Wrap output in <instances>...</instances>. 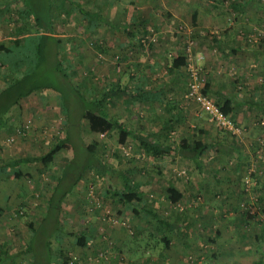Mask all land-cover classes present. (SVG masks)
Instances as JSON below:
<instances>
[{
    "label": "crops",
    "instance_id": "0c3cea01",
    "mask_svg": "<svg viewBox=\"0 0 264 264\" xmlns=\"http://www.w3.org/2000/svg\"><path fill=\"white\" fill-rule=\"evenodd\" d=\"M24 1L26 0H0V80L3 78L1 63L10 60L4 49L11 47L15 39L28 37L27 32L32 30L26 20L28 8ZM78 1L83 3L82 8L87 13L84 17L80 16L76 9L73 10L71 4H65L64 0H55L57 9L52 12V19L58 33L56 36L65 43L63 56L69 65L77 62L80 57L71 56L70 51L73 47H80L79 42L75 43L74 39L63 35L72 28V23L69 22L77 19L82 23V32L77 37L80 39L83 35L84 43L92 45L93 42L95 47L91 46V50L86 52L87 57L89 56L86 61H95L96 64L98 62L100 67L97 70L99 74L95 76L98 84L92 80L88 81L86 98H104L105 103L100 111L108 117L128 126L133 132L153 134L154 139L157 138L165 148L171 146V150L164 152L162 156L161 165L164 166L160 168L158 175L155 174L158 180L150 183L162 181L165 188H175L182 193L183 198L186 194L199 193V188L202 187V190L209 193L217 192L222 187L221 191L230 192L231 198L235 200L239 196L235 187L240 185L241 176L245 174L243 168L248 165L251 154L249 151L256 148L260 139H264V0ZM61 2L64 6L62 17L65 16L69 20L65 26H61L57 19ZM105 20L110 23H105ZM65 28L70 29L66 31ZM178 58L186 59V66H172L173 61ZM80 61L82 60L79 59L78 62ZM189 67L197 69L203 75V87L207 88L206 94L214 102L223 105L226 101H231L229 115L240 128L239 135H226L227 139L220 143L217 138L225 136L226 133L216 130L196 103L183 98ZM92 77L90 75L89 79ZM10 78V75L4 74L3 79ZM54 98L60 107V97L55 94ZM74 103L79 104L76 99ZM258 130H262L263 134L255 135ZM199 132H204L209 149V144H216L218 147L223 144L226 148H233L234 159L238 162L234 166L229 162L233 171L222 169L224 173H221L217 168L213 169L211 174L204 172L202 164L205 162L206 152L202 155L203 161H200L201 157L197 164L179 155V140L188 139L192 147L194 141L199 138ZM178 135L179 140H174ZM252 135H255V139H252ZM128 142L134 147L132 140ZM139 154L154 158L153 151ZM167 160H175L177 164L181 162L185 167L169 166ZM118 172L117 176L122 178L118 185L121 192H124L123 185L126 186L127 177H134L136 174L150 175L149 172L146 174L144 169H132L131 165ZM150 172L152 173L151 170ZM5 173L7 174V171ZM131 183L138 184L137 192L142 193L141 197L139 196L142 203L156 213L154 209L160 208L161 203L143 197V191L146 189L141 187L143 184L138 179H133ZM117 188L110 186L104 191L103 199L115 201L121 211L119 217L133 221L140 213L133 215L128 204L109 196L112 191L120 192ZM10 190L11 187L0 185V219L2 217L5 222L12 207L6 204ZM11 192L13 202L22 199L21 196L13 194L14 190ZM225 195L227 194H223ZM223 199L220 202L224 204ZM233 200L229 199L228 205ZM47 207L48 203L45 210ZM45 213L46 211L40 219H36L35 225L27 224L29 232L24 237L23 249L18 253L24 256L19 264H38L34 261L38 260L37 255H34L36 249L32 246L29 256L28 248L30 242H33L31 234L35 235L40 230L41 219ZM160 216L173 224V229L166 234V248L169 249L173 241L180 239L175 225L180 217L175 221L167 215ZM87 234L91 238V235ZM262 237L263 234L255 236L254 239L262 240ZM1 238L0 236V256L5 254L1 251L4 245ZM47 242L46 245H40L41 249L46 247L49 255L52 249L50 241ZM72 243L75 244L74 241ZM55 247L57 248V244ZM7 253L6 258L13 256L11 252ZM44 257H41V260H46Z\"/></svg>",
    "mask_w": 264,
    "mask_h": 264
},
{
    "label": "rangeland",
    "instance_id": "374dc122",
    "mask_svg": "<svg viewBox=\"0 0 264 264\" xmlns=\"http://www.w3.org/2000/svg\"><path fill=\"white\" fill-rule=\"evenodd\" d=\"M24 2L28 7L30 1ZM34 13L35 11H32V15ZM61 20V26L67 25L69 21L65 16ZM80 22L77 19L69 22L72 23V28H65L66 31L70 29V32H65L63 35L80 44V47L75 49L73 47L70 50L72 51L71 56H80L79 59L82 60L78 62L79 59H77V62L72 64L76 74L71 73V77L74 75L76 80L80 78L77 82H80L81 93L87 95L88 81L92 80L98 84V79L95 76L99 74L97 70L100 67L98 62L96 64L95 61L92 63L86 61L89 57L86 52L91 50V46L95 47L93 42L92 45L84 43L83 35L80 39L77 37L82 32V28H80L82 23ZM105 23L110 22L105 20ZM35 44L24 41L22 47L15 50L21 54L31 55L34 52ZM63 45L65 46L64 42L61 44V50L65 48ZM51 48L50 45H47L45 50L51 51ZM36 57L37 61L38 54ZM50 66V64H46L44 69L48 70ZM22 67L28 73L33 65L25 63ZM39 69L43 70L40 64L35 69V80L27 82L24 88L25 91L31 87L35 92L22 98L2 118L11 131L2 130L0 132V163L19 158L31 161L33 157H39L48 152L61 137L64 138L69 133L77 132L78 127L82 125L77 118L83 105L73 102L71 90L73 87L70 83L68 84L69 91L66 94L62 90V88L65 89V84L58 82V79L52 77V74L47 80L50 88L42 90V84L46 81H41L42 77L39 76H42L43 72ZM48 75H50L49 72ZM90 75L93 76L92 79H89ZM20 76L19 74L14 75L12 79L15 80ZM2 84L3 82L0 80V87ZM56 90L65 94V96H61V99L66 102L68 107L70 105L74 107H70V115L66 116L67 119L58 106L57 99L54 98ZM81 129H84V126H81ZM74 133L73 146L75 150L59 151L47 168L39 161L19 163L15 168L22 172V177L19 179L14 178L13 173L6 168L4 171H0V185L11 187V190L8 191L10 200L7 198L6 204L12 206L9 209L7 221L5 222L2 217L0 219V236L4 240L1 251L5 252L0 256L1 263H21V258L24 256L18 253L23 249L24 237L29 232L27 224L35 225L36 219H40L44 211L46 213L48 211L51 213L50 215L56 212L55 209H51L52 207L46 210L45 207L60 177H64V187H71L69 195L63 197L62 209L60 213L58 212L59 217H62L61 230L65 233L66 239L61 244L52 239L50 245L52 250L56 244L58 249L61 247L67 264H253L256 261L264 263V139L259 138L260 141L256 148L249 151L251 154L249 162H247L248 165L242 167L245 169V174L241 176L240 185L235 187L239 195L235 200L231 198L230 192L223 193L222 187L217 192L210 191V193L202 190V187L199 188V193L186 194L180 203L171 204L166 198V188L162 181L150 183V181L158 180L155 169L164 166L161 165L163 159H152L151 156L136 153L131 142L118 146L105 134L99 136L100 146L98 145L94 152V159L105 160L107 165L111 166L110 172L101 175L97 169L80 171L82 163L80 159L74 160V154H77L78 157L81 155L79 147L82 146V140L75 139ZM81 134L85 138V143L90 141L86 132L82 131ZM259 134H263L262 130L255 132V135ZM226 135L230 136L226 133L225 136L217 138L218 141L220 143L225 141ZM255 135H252V139H255ZM179 138V135L175 136L174 140H179ZM209 145L210 149L205 153L206 158L202 157L200 160L204 159L205 161L202 164L204 172L211 174V171L217 168L221 173H224L226 169V171H229L228 169L233 171L229 162L233 166L238 164L237 159H234L233 148H226L223 144H220L219 147L216 144ZM128 147H130L133 156H124L123 149ZM131 158L136 160L137 169H144L146 174L150 173V175L141 176L136 174L132 177V181L138 179L143 184L141 187L146 189L143 191L144 198L161 203L160 208L154 209L156 214L167 215L175 221L177 217H180L181 221L175 222L180 239L173 241L169 249L164 248L160 242L161 235L153 232L152 217L140 212L133 221L132 219L124 220L119 217L121 211L118 209L117 203L103 199L104 191H107L110 186L115 189L118 187L117 189L121 191V187L118 185L122 178L117 176L118 171L130 165ZM166 163L175 168L178 165L185 167L183 163L177 164L175 160H167ZM227 165L229 166L227 167ZM81 173H83L81 177H78ZM130 185H132L131 182ZM219 186L220 184H218ZM123 187V190L127 191V187L124 185ZM13 190L15 196L22 197L21 200L13 202L11 199ZM58 193L60 192L58 191ZM223 194H227L229 197L227 198V195L223 196ZM222 199L225 201L224 204L222 201L220 202ZM227 199L233 200V202L228 205ZM107 213L117 217L118 223L112 224L108 221ZM48 230H50L49 226L42 225L35 235L31 234L34 240H31L33 242H30L28 252L30 256L31 247L36 249L37 252L32 254L37 255L38 260H34V258L33 260L38 264L50 262L48 261L50 256H48V260H41V257L48 254L45 253V248L41 249L40 245V243L44 244L43 238ZM81 233L91 235V242L83 247L72 243L73 235ZM261 233L263 234L262 240L254 239L255 236H262ZM7 252H11L13 256L6 258ZM25 258L28 260V255ZM51 262L54 264V260Z\"/></svg>",
    "mask_w": 264,
    "mask_h": 264
},
{
    "label": "trees",
    "instance_id": "16d2710c",
    "mask_svg": "<svg viewBox=\"0 0 264 264\" xmlns=\"http://www.w3.org/2000/svg\"><path fill=\"white\" fill-rule=\"evenodd\" d=\"M30 1V2H28ZM28 2V9L26 16V20L28 25H31L30 28H32L31 31H28V37L23 39H15L12 43V46L8 49H4L5 53L8 54L10 57V60H6L1 63V66H3V70H1V73L10 75V79H3V85L0 87V132L2 130H7V132L11 131V128L6 126V123L2 118L4 115L14 106L17 105L18 102L25 96L35 92L29 87L27 90L24 91L25 85L27 82L31 80H35V69L37 66L42 65L43 75L39 76L42 77L41 81H46V83L42 84V90H48L50 87L47 83L48 78L52 75V77L58 79V82H62V84H65V89L62 88L63 91L68 92L69 86L68 84L73 87L72 90V96L73 100L75 102V99L79 102L80 105H83L82 109H80L79 117L77 118L78 121L82 123L81 126H84V129H81V126L78 127L77 132H72L65 135L64 138L61 137V139H58L51 147V149L46 152L45 154L39 156V157H33L31 161H39L45 168L50 165L55 158L56 153L63 150H75V147L73 146V133L75 139L82 140V146L79 147V153L81 155L78 157L77 154H74L76 159H80L82 163V167L79 169L80 171H85L87 169H97L101 175H106L111 170V166L107 165L106 161L102 158L94 159V152L96 148L99 145V136L103 134H107L111 140L116 145H124L129 140L133 141L134 150L136 153H142L148 154L152 151L154 152V158L155 159H162V156L164 152H168L171 150V146L163 147L162 144L155 138L153 134H144L139 132H133L131 128L128 126L122 125L121 123L111 119L108 117V115L104 114L102 111H100L101 106L105 103L104 98H96V99H88L85 95H82L81 93V85L80 82H77L78 80L74 79V77H71V73L74 74V68H72V65H69L66 58L63 56V50H61V44L63 40H61L59 37L56 36L58 34L55 31V25L53 22V16L52 12L55 11L56 2L55 0H27ZM65 4L69 3L72 5L73 10L76 9V12L80 14V16L84 17L86 16V11L82 8L83 3L79 2L78 0H64ZM37 3V4H36ZM72 10V12H73ZM32 11H35V13L32 15ZM64 11L63 3H60V11L58 13L57 19L59 20L60 24L62 22V14ZM56 12V11H55ZM54 21H56V18L54 17ZM21 33V32H20ZM23 34V33H22ZM21 35V34H20ZM25 35V33L23 34ZM24 41L36 43L33 49V54L31 55H25V53L21 54L19 51L20 47L23 45ZM60 44V47L58 45ZM47 45H50L52 48L51 51H46ZM17 49V50H15ZM3 51V49H1ZM36 54H38V60L36 61L37 57ZM39 57H41L39 59ZM180 60V61H179ZM29 63L32 64L33 67L31 70L27 73V71L22 67L23 64ZM172 66H186V59L184 58H178L173 61ZM50 64L48 70H45V65ZM46 72V73H45ZM48 72L50 75H48ZM45 73V74H44ZM21 75L19 78H16L15 80L12 79L14 75ZM22 74H26L23 76ZM32 75V76H31ZM32 77V78H31ZM37 77V76H36ZM37 77V78H39ZM14 80V81H13ZM61 90V89H60ZM70 90V91H71ZM206 87H203L202 91L206 94ZM23 91V92H22ZM60 97L59 105L61 107V110L65 117L70 115V107L74 108L73 105H68L64 100H62L61 96H65V94L60 93V91L55 92ZM67 94V93H66ZM55 95V94H54ZM222 112L228 116L230 113V105L231 101H226L223 105H220L219 103L215 102ZM256 104V103H255ZM66 117V119H67ZM86 132V135L88 136L89 142L85 143V138L81 134V132ZM179 155L186 157L196 163L198 159L202 157V155L208 151L209 147L206 143L205 134L204 132H199V138L196 139L190 147L188 143V139L183 138L179 140L178 144ZM170 148V149H169ZM85 155V156H83ZM89 157V158H87ZM30 161L29 159H13L12 161L6 162V163H0V171H4L5 168L8 169L10 172L13 173V177L16 179H19L22 177V172L20 169H15L18 167L19 163H24ZM30 161V162H31ZM134 161V162H133ZM135 159L131 158V161H129L131 168L136 169L137 165L135 164ZM197 164V163H196ZM200 166V165H199ZM160 169L159 167H156L155 174H159ZM83 173L80 174L81 177ZM64 177L59 179V181L56 183L54 190L48 200V207L51 209H55L56 212H53V215H50L51 213H45L43 219H41V227L42 225L49 226L50 230H48L44 235V244H48V240L51 242L52 239L55 240V242H59V244L62 243L65 239V233L61 230V223L62 217H59L58 212L60 213L62 209V202L64 196L69 195L70 192V186L64 187L63 186ZM127 191L124 192H118V191H112L109 193V196L112 198H116L117 201L122 202L124 204H128L131 208V212H133V215H138L140 212H143L147 215H150L153 219V232H157L161 235L160 242L163 244V246L166 248L168 247V240L166 238V234L169 233L171 229H173V224L166 220L163 216L157 215L152 211V209L149 208V206H146L144 203H142V199L139 197L141 195L138 194V184L134 183L130 185V182H132V176H129L125 179ZM73 184V183H72ZM62 185V186H61ZM58 191L60 193H58ZM166 198L171 204H178L182 201L183 195L179 191H177L175 188L169 186L166 188ZM249 217V215H247ZM91 238L88 236V234L81 233L80 235H73L72 242L74 241L76 246L83 247L90 243ZM45 248V253L46 247ZM48 256H50V260H48ZM45 259L48 261L54 260V264H67V259L64 256V252L61 249H57L56 247L54 250H50V254L45 256ZM48 262V263H50ZM52 263V262H51ZM254 264H261L259 261H256Z\"/></svg>",
    "mask_w": 264,
    "mask_h": 264
},
{
    "label": "built area",
    "instance_id": "2783aa9c",
    "mask_svg": "<svg viewBox=\"0 0 264 264\" xmlns=\"http://www.w3.org/2000/svg\"><path fill=\"white\" fill-rule=\"evenodd\" d=\"M188 44L190 45L191 43L188 41ZM188 72V83L183 98L196 103L200 111L207 115L208 121L216 130L227 133L231 136L239 135L241 130L235 125L233 119L230 116L224 114L220 107L213 101V99L202 91L204 77L200 71L189 67ZM123 154L124 156H133V154L130 152V147L123 149ZM106 218L112 224H117L119 221L117 217L108 215V213Z\"/></svg>",
    "mask_w": 264,
    "mask_h": 264
}]
</instances>
